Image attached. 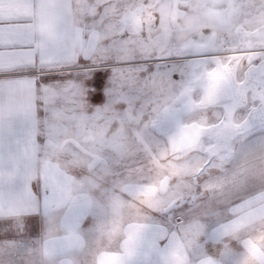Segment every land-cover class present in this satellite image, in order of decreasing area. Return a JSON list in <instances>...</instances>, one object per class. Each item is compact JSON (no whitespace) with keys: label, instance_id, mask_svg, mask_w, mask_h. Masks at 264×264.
I'll use <instances>...</instances> for the list:
<instances>
[{"label":"rangeland","instance_id":"obj_1","mask_svg":"<svg viewBox=\"0 0 264 264\" xmlns=\"http://www.w3.org/2000/svg\"><path fill=\"white\" fill-rule=\"evenodd\" d=\"M81 4V58L40 89L38 211L0 218V264H264V0ZM216 59L235 105L202 106Z\"/></svg>","mask_w":264,"mask_h":264},{"label":"crops","instance_id":"obj_2","mask_svg":"<svg viewBox=\"0 0 264 264\" xmlns=\"http://www.w3.org/2000/svg\"><path fill=\"white\" fill-rule=\"evenodd\" d=\"M81 7V0H0V218L38 211L34 183L42 165L40 89L47 74L74 67L81 58ZM245 31L242 42L258 41V31ZM214 57L209 53L208 65ZM216 60L212 72L204 67L202 105H235L241 98L235 73L229 65L221 69ZM257 70L264 71V62ZM226 115L230 121L228 108ZM201 120L210 125L208 117Z\"/></svg>","mask_w":264,"mask_h":264},{"label":"bare ground","instance_id":"obj_3","mask_svg":"<svg viewBox=\"0 0 264 264\" xmlns=\"http://www.w3.org/2000/svg\"><path fill=\"white\" fill-rule=\"evenodd\" d=\"M196 48V47H195ZM205 51V49H196V52H198V53H200V52H204ZM197 87H201L202 86V80H197L196 81V84H195ZM198 89V88H197ZM221 92V91H220ZM223 94V93H222ZM214 96V95H213ZM212 96V97H213ZM219 98V97H218ZM223 100V99H222ZM217 101V100H216ZM206 102V101H205ZM196 107H197V105L194 103V102H191L189 105H186L185 107H183L182 109H181V111L183 112V111H190V110H195L196 109ZM197 130H194V131H192V133H195ZM218 132V131H217ZM216 132V133H217ZM199 135L201 134V135H207L208 134V131H205V130H199V132H197ZM209 135V134H208ZM218 137H221V138H223L221 135L220 136H218ZM212 138H213V136H212ZM191 139V138H190ZM216 139H218V138H216ZM224 139V141H225V145H224V143L223 142H221L220 143V140L218 141V144L215 146V147H212L211 149H209V152L212 154V155H215V156H217L218 154H221V151L223 152V150L224 151H227V152H230V143H231V141H229L228 139L226 140L225 138H223ZM232 139V138H231ZM185 142L187 141V139H185L184 140ZM183 141V142H184ZM194 141H192V143H193ZM190 144V142L188 143V144H185L184 143V146H187L188 147V149H190V148H192V147H194L196 144H192L191 146L189 145ZM189 145V146H188Z\"/></svg>","mask_w":264,"mask_h":264},{"label":"flooded vegetation","instance_id":"obj_4","mask_svg":"<svg viewBox=\"0 0 264 264\" xmlns=\"http://www.w3.org/2000/svg\"><path fill=\"white\" fill-rule=\"evenodd\" d=\"M204 136V135H203ZM231 138H228V140H230Z\"/></svg>","mask_w":264,"mask_h":264},{"label":"water","instance_id":"obj_5","mask_svg":"<svg viewBox=\"0 0 264 264\" xmlns=\"http://www.w3.org/2000/svg\"><path fill=\"white\" fill-rule=\"evenodd\" d=\"M202 106H204V105H202Z\"/></svg>","mask_w":264,"mask_h":264}]
</instances>
